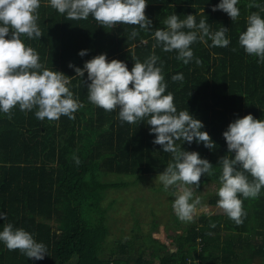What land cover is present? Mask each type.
I'll list each match as a JSON object with an SVG mask.
<instances>
[{"label": "trees", "instance_id": "trees-1", "mask_svg": "<svg viewBox=\"0 0 264 264\" xmlns=\"http://www.w3.org/2000/svg\"><path fill=\"white\" fill-rule=\"evenodd\" d=\"M219 3L147 0L145 13L153 27L146 32L138 25L104 27L91 15L86 20H67L66 14L51 7L50 0H41L37 24L43 35L21 39L38 53L45 68L73 77L69 88L85 106L76 111L74 120L61 116L58 121H41L35 109L25 114L19 105L13 108L12 119L0 112V212L7 215L6 220L0 219V231L11 223L14 229L31 233L48 250L43 260H35L19 250L9 251L0 241V264H264V189L259 198L240 197L247 212L242 225L223 211H201L183 230L180 223L171 228L165 225L170 240L166 242L152 234L159 225L152 211L154 222L149 230L141 232L135 224L132 235H121L109 246L110 210L115 203L107 202L109 193L159 174L172 155L153 143L155 134H150L147 118L136 124L122 123L119 109L106 112L93 105L84 82L87 72L83 78L74 77V68L69 67L70 62L83 67L85 61L106 53L109 61L121 60L131 71L134 58L144 62L153 53L158 56L157 67L167 84L164 94L173 95L178 112L189 111L201 120L202 131L215 142L216 147L209 149L195 141L183 145L176 141L213 164V175H202L200 186L192 191L200 199L210 194L209 201L217 205L222 171L218 162L232 155L223 132L249 113L264 120V63L248 55L238 42L252 12L264 18V11L248 5L264 7V0H238L236 21L221 10L212 11ZM173 14L180 19L192 14L197 23L205 19L212 32L228 27L230 44L212 47L211 40L207 44L197 41L190 46L194 59L185 65L175 51L165 52L160 45L153 48L155 30L166 29L163 21ZM133 30L139 35L129 39ZM82 49L88 50L83 57L78 54ZM195 58L202 63L197 65ZM175 74H183V80L174 82ZM73 155L79 157V165ZM212 185L210 192H204ZM151 188L158 190L162 185Z\"/></svg>", "mask_w": 264, "mask_h": 264}, {"label": "clouds", "instance_id": "clouds-1", "mask_svg": "<svg viewBox=\"0 0 264 264\" xmlns=\"http://www.w3.org/2000/svg\"><path fill=\"white\" fill-rule=\"evenodd\" d=\"M41 0H0V112L12 119L13 108L19 105L20 111L31 112L35 109L38 120L58 121L61 116L75 119V113L85 105L74 98L69 85L73 77L63 72L49 70L40 62L38 53L25 45L21 39L41 38L38 27V9ZM238 0H220L212 11L221 10L232 21L240 15ZM50 5L67 20H86L90 15L102 26L138 25L148 31L153 22L146 16L147 0H50ZM264 11L259 4H249ZM163 23L166 29L157 28L154 39L163 51L177 53L176 58L185 65L194 59L191 45L197 41L212 47H227L228 27L210 31L205 19L197 23L192 14L180 19L177 14L168 16ZM190 31H183V29ZM139 32L133 30L129 39ZM207 38V39H206ZM239 45L250 55L264 63V18L257 12L247 17V28L239 35ZM236 51V49H233ZM87 49L78 54L83 57ZM135 60L129 70L127 64L118 59H107V54H99L84 62L83 67L69 63L76 76L84 77L88 90V100L106 112L119 109L118 117L122 123L136 124L145 122L150 125V134H155L153 143L160 145L163 152L171 153L172 161L158 174L156 180L164 191L170 189L175 196L172 204L175 215L181 222H194L199 197L193 199V191L187 186H200L201 176L213 175V164L196 151H187L182 145L203 143L209 149L216 147L204 124L194 118L189 111H177L171 93L165 95L167 84L164 82L161 67H157L159 57L154 53L144 62ZM197 65L202 61L195 58ZM183 74H175L172 80L182 81ZM228 153L220 157V187L217 207L236 225H242L247 217L243 207L244 199L259 198L264 189V120L256 119L249 113L232 121L223 132ZM176 141H182L178 145ZM72 159L81 163L78 156ZM249 176L251 179H249ZM191 201V202H190ZM0 219L6 220V213L0 212ZM215 227V224H211ZM0 241L9 251L19 250L27 258L43 260L48 255L45 244L37 242L31 233L23 228H15L7 223L0 231Z\"/></svg>", "mask_w": 264, "mask_h": 264}, {"label": "rangeland", "instance_id": "rangeland-1", "mask_svg": "<svg viewBox=\"0 0 264 264\" xmlns=\"http://www.w3.org/2000/svg\"><path fill=\"white\" fill-rule=\"evenodd\" d=\"M157 175H147L146 179H142L138 185H131L127 188L120 190H112L108 197L107 202L115 200L113 208L110 210L111 215V231L109 235V246L112 245L118 237L121 235L130 236L133 234L132 228L138 225L141 232L147 231L151 228L152 222H154V213H157L158 227L152 230V234L159 237L161 240L169 242L170 240L166 237V227H173V224H181V230L189 223L181 222L173 216V200L175 199L172 190L168 192L164 191L163 185L156 180ZM162 188L156 190L151 187ZM193 190L194 186H187ZM214 185L205 187L204 192H210ZM199 193H195L193 198L199 197ZM211 195H207L201 198V204L197 205V211L194 218H197L200 212H221L222 210L217 205L212 204L209 201ZM153 211V212H152ZM136 233L139 230L136 229Z\"/></svg>", "mask_w": 264, "mask_h": 264}]
</instances>
